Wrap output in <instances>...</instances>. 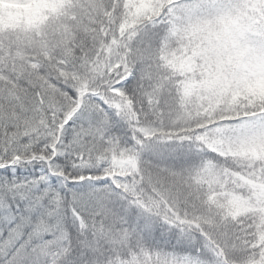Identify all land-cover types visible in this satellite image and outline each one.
I'll return each mask as SVG.
<instances>
[{
  "label": "snow or ice",
  "instance_id": "6c2138e0",
  "mask_svg": "<svg viewBox=\"0 0 264 264\" xmlns=\"http://www.w3.org/2000/svg\"><path fill=\"white\" fill-rule=\"evenodd\" d=\"M0 264H264V0H0Z\"/></svg>",
  "mask_w": 264,
  "mask_h": 264
}]
</instances>
